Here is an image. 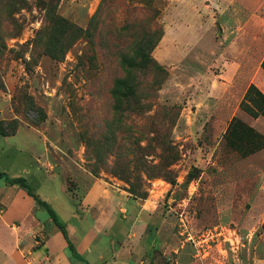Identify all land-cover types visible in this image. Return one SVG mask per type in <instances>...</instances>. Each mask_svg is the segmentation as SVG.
Segmentation results:
<instances>
[{"label": "rangeland", "instance_id": "rangeland-1", "mask_svg": "<svg viewBox=\"0 0 264 264\" xmlns=\"http://www.w3.org/2000/svg\"><path fill=\"white\" fill-rule=\"evenodd\" d=\"M205 4L0 0V121L35 127L70 190L89 173L159 204L178 234L182 215L217 231L206 264H264V98L247 100L256 117L242 108L260 63L219 76ZM6 139L1 170L36 167Z\"/></svg>", "mask_w": 264, "mask_h": 264}, {"label": "crops", "instance_id": "crops-1", "mask_svg": "<svg viewBox=\"0 0 264 264\" xmlns=\"http://www.w3.org/2000/svg\"><path fill=\"white\" fill-rule=\"evenodd\" d=\"M205 2L206 12L216 14L209 25L218 32L208 37L219 47V76L233 79L243 72L244 58L253 60L260 64L250 77L264 92V0ZM0 136L14 139L16 150H27L36 163L0 170L27 179L65 223L75 251L45 206L24 187L0 178V264H206L192 245L182 243L174 217L150 199L132 197L120 185L85 172L70 190L46 167L48 142L32 125L20 123L14 135Z\"/></svg>", "mask_w": 264, "mask_h": 264}, {"label": "trees", "instance_id": "trees-1", "mask_svg": "<svg viewBox=\"0 0 264 264\" xmlns=\"http://www.w3.org/2000/svg\"><path fill=\"white\" fill-rule=\"evenodd\" d=\"M263 66H264V63H263ZM255 92L264 98V93L256 85L251 84V86H250V88L246 94L245 100L242 102V108L244 110H246L247 112H249L252 116L256 117V116H258V113H255L249 107V105L247 103V100H250L251 95ZM5 125L7 128H4ZM18 128H19V122L17 120H13L12 122H9V123H6L4 121H0V135H3V136L14 135L17 132ZM0 178H3L5 180V182L8 184H19L20 186L24 187L28 191V193L30 195H32L40 205L45 206L47 208L49 214L53 218L54 223L62 230V232L64 233V235L68 239L70 249L73 251V253H75L73 245L68 238L65 223L59 218V216L56 214V212L54 211V209L51 207V205L48 202L42 200L37 194H35L33 192L32 186L28 183L27 179L22 177V176L11 177L7 172L1 171V170H0Z\"/></svg>", "mask_w": 264, "mask_h": 264}, {"label": "built area", "instance_id": "built-area-1", "mask_svg": "<svg viewBox=\"0 0 264 264\" xmlns=\"http://www.w3.org/2000/svg\"><path fill=\"white\" fill-rule=\"evenodd\" d=\"M180 236L183 244L193 246L196 257L200 259L210 255L213 245L218 238L217 231L212 229L194 231L183 215L180 218Z\"/></svg>", "mask_w": 264, "mask_h": 264}]
</instances>
